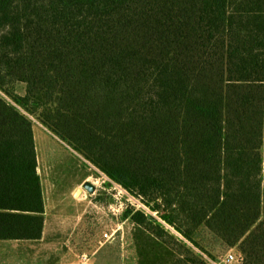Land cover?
<instances>
[{
	"label": "trees",
	"instance_id": "16d2710c",
	"mask_svg": "<svg viewBox=\"0 0 264 264\" xmlns=\"http://www.w3.org/2000/svg\"><path fill=\"white\" fill-rule=\"evenodd\" d=\"M35 122L145 207L140 264H264V0H0V241L43 236Z\"/></svg>",
	"mask_w": 264,
	"mask_h": 264
},
{
	"label": "crops",
	"instance_id": "0c3cea01",
	"mask_svg": "<svg viewBox=\"0 0 264 264\" xmlns=\"http://www.w3.org/2000/svg\"><path fill=\"white\" fill-rule=\"evenodd\" d=\"M89 179L100 182L92 174L83 177L64 200H58L53 222L47 220L44 195L42 238L0 241V264H82L85 255L90 257L88 264H140L135 228L124 219V210L111 211L115 200L109 185H99L94 196L83 192L76 197L77 190Z\"/></svg>",
	"mask_w": 264,
	"mask_h": 264
},
{
	"label": "rangeland",
	"instance_id": "374dc122",
	"mask_svg": "<svg viewBox=\"0 0 264 264\" xmlns=\"http://www.w3.org/2000/svg\"><path fill=\"white\" fill-rule=\"evenodd\" d=\"M34 131L41 182L48 202L47 220L53 222L58 200H64L73 186L86 175L92 174L99 178L100 174L78 153L37 122H35ZM224 259L225 257L219 264H225Z\"/></svg>",
	"mask_w": 264,
	"mask_h": 264
},
{
	"label": "built area",
	"instance_id": "2783aa9c",
	"mask_svg": "<svg viewBox=\"0 0 264 264\" xmlns=\"http://www.w3.org/2000/svg\"><path fill=\"white\" fill-rule=\"evenodd\" d=\"M99 185L102 187L104 184L109 185V189L113 198L115 200L114 205L110 207L113 213H118L123 211L126 206L132 205L137 207L138 209L146 210L144 206H142L137 200L132 198L122 187L111 182L107 177L99 172ZM100 187V188H101ZM138 204V206H136ZM106 238H109V235H105ZM242 260L240 256H238L234 250H231L224 259L225 264H237ZM90 262V257L85 255L81 257L82 264H88Z\"/></svg>",
	"mask_w": 264,
	"mask_h": 264
},
{
	"label": "water",
	"instance_id": "95a60500",
	"mask_svg": "<svg viewBox=\"0 0 264 264\" xmlns=\"http://www.w3.org/2000/svg\"><path fill=\"white\" fill-rule=\"evenodd\" d=\"M99 183L94 179L87 180L81 188L77 190L76 197L80 195L81 193L85 192L90 196H94V194L97 192Z\"/></svg>",
	"mask_w": 264,
	"mask_h": 264
}]
</instances>
